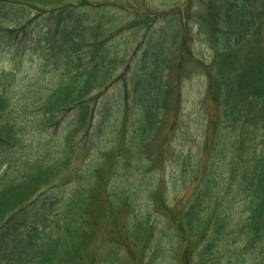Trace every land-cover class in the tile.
<instances>
[{"label": "trees", "instance_id": "trees-1", "mask_svg": "<svg viewBox=\"0 0 264 264\" xmlns=\"http://www.w3.org/2000/svg\"><path fill=\"white\" fill-rule=\"evenodd\" d=\"M110 1L0 0V43L16 46L7 73L20 72L36 22L43 30L37 44L56 55L48 70L51 79L28 87L17 100L11 82L0 85V264H95L100 247L91 251L90 244L102 223L117 227L128 190L109 185L104 166L93 170L88 189L81 184L66 195L62 187L72 177L81 179L77 136L91 129L103 91L119 79L109 40L121 28L147 30L130 79L131 140L137 141L140 161V151L158 129L177 121V82L194 69H183V63L190 59L200 67L191 48L193 27L209 52L203 67L204 102L212 108L211 137L204 139L208 161L183 207L171 210L161 199L154 211L184 236L180 264H264V0H171L163 10L146 0ZM86 7L101 17L78 12ZM109 8L129 11L132 19L117 28L105 16ZM101 112L108 121L116 109L102 105ZM24 122L37 135L51 129L57 135L53 149H24ZM146 218L143 213L132 217L125 228L128 239H147Z\"/></svg>", "mask_w": 264, "mask_h": 264}, {"label": "rangeland", "instance_id": "rangeland-1", "mask_svg": "<svg viewBox=\"0 0 264 264\" xmlns=\"http://www.w3.org/2000/svg\"><path fill=\"white\" fill-rule=\"evenodd\" d=\"M97 1V3L109 2V0ZM111 1L127 2L128 0ZM146 1L157 4L162 10L173 3H169L171 0ZM90 9L88 7L81 8L78 12L87 15L86 17L89 19L96 18V16L101 17L102 12L93 13V10L90 11ZM128 12L124 13L120 12V9L109 8V10H105V16L112 17L110 20H113L117 28H120L121 23L132 19L128 16ZM40 27L41 24L36 22L32 25L31 32L29 31L30 34L33 33L32 40L31 43L25 44L21 69L16 76L13 71L9 72L10 74L7 73L13 67L14 59L11 52L16 51V46L9 45L5 40L0 43V85L3 86L11 82L16 89V100L20 93L28 90V87H34L40 81L47 83L48 79H51L48 70L51 67V60H54L56 55L40 48L37 44L39 38L42 37L43 30ZM195 29V27L192 29L191 48L194 56L201 61L200 67L193 65L190 59L183 63V69L189 65L187 69L192 66L194 69L187 77L181 74L180 83L176 81L180 86L177 93V98L180 101L177 121H174L172 126L171 121H168L166 126H161L158 129L155 133L156 137L140 151L142 158L140 161L139 156L135 154L138 150L134 149L137 141L131 140L130 119L134 117L132 107L135 105V100L130 79L138 67L142 52L145 50L147 30L145 28L138 30L121 28L116 30L117 33H112L114 35L109 40L117 52L115 54L117 70L114 76L119 79L103 91V96L92 120L91 129L77 136L76 142L80 150L77 157L78 171L76 172L77 175L81 174V179L76 181L72 177L70 181H65V185L62 187V193L66 195L81 184L88 189L86 183L93 170L96 167L104 166V178L109 181V185L125 187L128 190L129 199L124 202V211L119 213L117 227L113 229L102 223L95 243L90 244L89 250L91 251L100 247L95 264H180L179 255L185 245L184 236L179 237V233L177 235L173 228L175 226H168L167 216L161 214L159 210H157L158 212L154 211V206L162 199L171 210L176 211L183 207L192 190L198 185L208 161L210 147L204 151V139L206 136L211 137V132L207 127L209 124L208 111L212 108L208 104L209 102L206 104L204 102L208 81L203 73V67L208 62L209 52ZM15 40L19 43L20 35ZM19 45L24 47L21 42ZM20 46L18 49L22 52ZM29 53H32L31 58L28 57ZM42 56L43 61L40 60ZM47 58H49L48 62ZM127 65H129V70L125 73ZM174 68L177 70L176 67ZM36 72L40 78L38 80L33 78ZM121 74L123 76L120 78ZM12 78L17 81H12ZM18 85L21 86L20 89ZM102 105L108 106L109 109L114 107L117 114L115 113L113 117L110 116L112 118H109L108 121L105 120L106 115L101 112ZM159 120L163 121L164 119ZM20 128L24 132L20 143L24 149L35 150L42 146L44 152L46 149L52 150V146H55L53 145L54 141L51 140L53 136L57 135L51 129L44 130L42 135H37L29 122L21 123ZM56 133L61 134L60 131ZM197 160L199 162L196 165ZM53 189L57 190L58 188L55 186ZM53 189H49L48 194ZM105 200L108 202L112 198L106 197ZM136 213L146 215L147 218L144 221L149 227L147 239L140 243L131 241L125 233V228L131 222L132 217L137 215Z\"/></svg>", "mask_w": 264, "mask_h": 264}]
</instances>
